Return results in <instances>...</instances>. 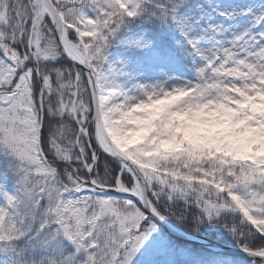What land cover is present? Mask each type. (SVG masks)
Returning a JSON list of instances; mask_svg holds the SVG:
<instances>
[{"label":"snow or ice","instance_id":"snow-or-ice-1","mask_svg":"<svg viewBox=\"0 0 264 264\" xmlns=\"http://www.w3.org/2000/svg\"><path fill=\"white\" fill-rule=\"evenodd\" d=\"M145 24L179 37L191 79L109 60L116 39L150 47L131 34ZM206 111L231 115L178 119ZM261 129L264 6L0 0V264H132L154 220L189 214L264 264V153L214 146Z\"/></svg>","mask_w":264,"mask_h":264},{"label":"trees","instance_id":"trees-1","mask_svg":"<svg viewBox=\"0 0 264 264\" xmlns=\"http://www.w3.org/2000/svg\"><path fill=\"white\" fill-rule=\"evenodd\" d=\"M132 31L141 33L157 47L170 50L178 61L186 63L177 44L179 37L170 28H154L152 25L145 24L143 26H133ZM115 49L127 54H130L133 50L127 45L122 44L119 39L113 41L109 52ZM3 167L4 165L0 161V172L3 171ZM11 186L10 183L9 187ZM168 219L186 231L197 233L225 244L236 245L228 232L215 221L194 225L191 214H189L187 219L183 220L175 216H169ZM221 257L229 258L233 264H252L251 260L242 257L218 254L202 246L176 240L156 226V231L149 236L132 264H223L218 259Z\"/></svg>","mask_w":264,"mask_h":264},{"label":"rangeland","instance_id":"rangeland-1","mask_svg":"<svg viewBox=\"0 0 264 264\" xmlns=\"http://www.w3.org/2000/svg\"><path fill=\"white\" fill-rule=\"evenodd\" d=\"M242 3L249 4L256 9L264 6V0H240ZM244 21H241L243 24ZM133 36H141L137 32L131 33ZM146 53L147 66L143 68L141 63L135 65L133 80L135 82L144 84L153 83H178L183 79H191V72L183 69L179 64L173 62L169 57L159 55L156 50L150 45L147 49L141 50ZM110 61L122 62L126 67L125 70L132 66L131 61L124 60L123 56L119 53H114L109 56ZM0 161L4 165V158L0 157Z\"/></svg>","mask_w":264,"mask_h":264},{"label":"clouds","instance_id":"clouds-1","mask_svg":"<svg viewBox=\"0 0 264 264\" xmlns=\"http://www.w3.org/2000/svg\"><path fill=\"white\" fill-rule=\"evenodd\" d=\"M231 114L220 113L218 115L211 114L209 112L193 113L178 119L183 121L197 122H220L227 123V117ZM222 152L231 156H255L260 153H264V129L258 130L253 134V139H248L244 136H240L233 139H224L217 141L214 145Z\"/></svg>","mask_w":264,"mask_h":264},{"label":"water","instance_id":"water-1","mask_svg":"<svg viewBox=\"0 0 264 264\" xmlns=\"http://www.w3.org/2000/svg\"><path fill=\"white\" fill-rule=\"evenodd\" d=\"M166 233H168L169 235L176 237L178 239H183V240H189L192 241L194 243H198L200 245L209 247V248H216V249H221L224 252H229V253H233L239 256H243L245 258H248L241 250L240 248H236V247H231V246H224L222 244H219L215 241H211L208 239H205L199 235H192L190 233L187 232H182V230H180L178 227H176L175 225H173L172 223H170L167 219H165L164 221H159V220H154Z\"/></svg>","mask_w":264,"mask_h":264}]
</instances>
